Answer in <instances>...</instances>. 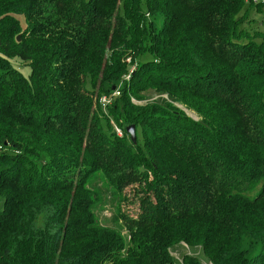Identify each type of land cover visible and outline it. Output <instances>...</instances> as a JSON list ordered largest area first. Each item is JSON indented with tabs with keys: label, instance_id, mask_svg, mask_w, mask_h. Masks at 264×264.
Instances as JSON below:
<instances>
[{
	"label": "trees",
	"instance_id": "trees-1",
	"mask_svg": "<svg viewBox=\"0 0 264 264\" xmlns=\"http://www.w3.org/2000/svg\"><path fill=\"white\" fill-rule=\"evenodd\" d=\"M263 9L0 0V264H176L182 245L264 264V30L250 20ZM148 92L167 100L140 104ZM103 194L118 228L96 218Z\"/></svg>",
	"mask_w": 264,
	"mask_h": 264
},
{
	"label": "rangeland",
	"instance_id": "rangeland-1",
	"mask_svg": "<svg viewBox=\"0 0 264 264\" xmlns=\"http://www.w3.org/2000/svg\"><path fill=\"white\" fill-rule=\"evenodd\" d=\"M259 2H264V0H258V2H255L256 4H258ZM162 15H156V16H151L148 17L147 19H149L150 21H152V23L154 24V29H159L161 27H163L164 24V20H162ZM255 22V24L253 25L255 26H261V29L264 30V9L262 12L258 13V12H253L251 15V19ZM259 40V38L257 39ZM147 58V57H145ZM127 62L129 63L130 60H127ZM10 65L13 69L18 70L19 72H21L25 77H29L31 74V71L29 70V68L19 59L14 58V59H10ZM136 64L130 65L131 68V72L134 74L136 68H135ZM1 74V72H0ZM129 76L127 75L125 79H128ZM87 88L91 89V86L89 83H87ZM122 85L119 84L117 89H114L113 92L111 93V96L107 97V96H102L100 97L99 101L100 103H102L103 99L106 97L109 98V100L111 101V104L113 103V99L118 97L120 95V89H121ZM145 93V92H144ZM141 94V96L143 97V101H141L140 104L143 105V103H155L158 102L159 100H167V97L165 95H156L153 92H148L146 94ZM110 104V105H111ZM103 105V104H102ZM176 106H178L179 108H181L182 110L186 111L187 115L194 117L195 119H197V115L193 113V111H187L182 105H179L178 103H175ZM108 106V105H107ZM107 106H103L104 108ZM112 124L113 129H115V133H117L118 136H123V132H121V130L114 125L113 122H109ZM110 124V125H111ZM137 138L138 141L141 142L143 139V132H142V128L138 127L137 128ZM124 194L128 197V198H133L134 196L131 195L130 189L126 190L124 192ZM103 197H105V202L98 208V210H96L94 213L96 215L97 220L100 221V223L104 226L107 227H111L113 229L118 228L119 224H122L120 221H118V217H117V212H116V201L115 198H113L112 194H103ZM4 200H2L1 196H0V207L3 206ZM128 205H132L133 211L137 214L141 213L139 211V209L137 207H134L133 203H127ZM1 210V209H0ZM2 212L4 210H1ZM5 212V211H4ZM7 212L3 213L6 214ZM122 234L124 235H128V233L126 231H123ZM4 246H0V251H3ZM172 255L175 259L176 264H181V260H182V256L183 255H189L192 257H197L200 260H202L203 264H210L208 262V260L203 257L201 249L199 247H195V248H189L186 245H182L179 246L177 249H175L172 252Z\"/></svg>",
	"mask_w": 264,
	"mask_h": 264
},
{
	"label": "water",
	"instance_id": "water-1",
	"mask_svg": "<svg viewBox=\"0 0 264 264\" xmlns=\"http://www.w3.org/2000/svg\"><path fill=\"white\" fill-rule=\"evenodd\" d=\"M17 40L19 41V37H17ZM126 132L130 135V139L132 141V143H136V132H135V126L134 125H130L128 126V128L126 129Z\"/></svg>",
	"mask_w": 264,
	"mask_h": 264
},
{
	"label": "built area",
	"instance_id": "built-area-1",
	"mask_svg": "<svg viewBox=\"0 0 264 264\" xmlns=\"http://www.w3.org/2000/svg\"><path fill=\"white\" fill-rule=\"evenodd\" d=\"M252 1L258 2V0H252ZM102 101H103L102 102L103 106H107V105H110L111 104V101L107 97H106V99L104 98Z\"/></svg>",
	"mask_w": 264,
	"mask_h": 264
}]
</instances>
